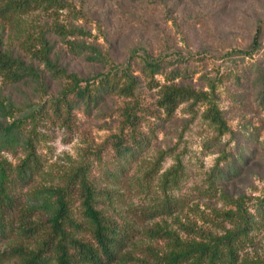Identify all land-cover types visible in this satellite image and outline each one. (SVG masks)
Returning a JSON list of instances; mask_svg holds the SVG:
<instances>
[{
    "label": "rangeland",
    "instance_id": "374dc122",
    "mask_svg": "<svg viewBox=\"0 0 264 264\" xmlns=\"http://www.w3.org/2000/svg\"><path fill=\"white\" fill-rule=\"evenodd\" d=\"M5 2L0 0V9ZM63 4L66 8L59 10L58 20L83 27L90 33L85 41L106 59L88 62L74 56L60 39L48 36L63 66L89 77L127 64L138 73L145 53L172 61L173 67H181L187 84L204 91L208 82L213 84L226 130L219 133L203 118L205 105L185 103L149 147L121 166L106 142L114 118L103 117L108 113L104 109L98 117L79 114L72 128L54 123L41 131L46 136L37 152L44 170L30 183L18 186L19 202L34 188L49 185L52 175L68 168L71 161L87 157L100 189L109 192L99 205L132 227L135 247L165 248L164 242L151 243L144 235L156 224L181 235L180 224L218 235L230 229L222 213L234 210L240 198L249 207L264 199V82L260 77L264 75V0H63ZM53 20L43 12L16 15L14 21L0 18V39L21 56L16 32L32 33L35 38L39 28ZM59 89V83L52 82L50 92ZM153 92L143 93L152 97ZM0 93L17 104L40 94L32 87H10L1 78ZM139 101L143 105L147 98L141 94ZM97 152L101 164L94 159ZM2 155L17 163L14 155ZM230 162L234 168H228ZM165 197L177 207L173 215L140 222L142 208L155 207ZM262 225L249 234L251 241H244L239 264L264 261ZM15 239L0 238V250L9 248Z\"/></svg>",
    "mask_w": 264,
    "mask_h": 264
},
{
    "label": "trees",
    "instance_id": "16d2710c",
    "mask_svg": "<svg viewBox=\"0 0 264 264\" xmlns=\"http://www.w3.org/2000/svg\"><path fill=\"white\" fill-rule=\"evenodd\" d=\"M65 8L63 0H6L0 9V18L8 21H14L16 15L34 12L48 13L54 18L46 28H39L35 38L32 33L24 36L16 32L20 37L17 46L21 56L0 39L3 83L10 87H32L40 93L35 100L25 99L26 103L18 104L0 93V238H16L9 248L0 250V261L15 264H239L244 241H251V233L264 224V199L252 207L246 205L243 198L238 199L234 210L222 213L221 217L231 227L219 235L191 224L179 225L183 235L158 224L144 231L151 243L164 242L165 248L159 245L139 248L132 244V227L99 205L109 192L100 189L98 176L92 172L93 164L87 157L71 161L68 168L52 175L55 177L49 185L34 188L25 201L19 202L18 186L30 183L44 170L37 152L39 142L46 136L41 131L54 123L72 128L79 114L98 117L104 109L108 113L103 117L114 118V129H110L106 142L121 166L149 147L185 103L205 105L203 118L219 133L226 130L215 102L213 84L207 83L208 91L187 84L181 67H173L172 61L155 59L145 53L138 73L127 64L89 77H81L63 66L48 36L60 39L74 56L88 62L106 60L97 47L85 41L90 37L89 32L71 21L58 20L59 10ZM257 40L258 33L253 45H257ZM260 77L264 82V75ZM52 82L59 83L56 93L50 92ZM144 91L154 92L152 97H147ZM141 94L147 98L143 105L139 101ZM2 153L14 155L17 163L13 164ZM95 156L96 162L101 164V155L97 152ZM233 166L234 162H230L228 168ZM106 176L105 173L104 178ZM176 208L170 197H165L155 207L142 208L140 222L171 216ZM241 262L264 264V261Z\"/></svg>",
    "mask_w": 264,
    "mask_h": 264
}]
</instances>
